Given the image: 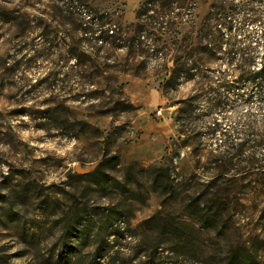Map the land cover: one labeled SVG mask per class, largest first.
<instances>
[{
  "label": "rangeland",
  "instance_id": "1",
  "mask_svg": "<svg viewBox=\"0 0 264 264\" xmlns=\"http://www.w3.org/2000/svg\"><path fill=\"white\" fill-rule=\"evenodd\" d=\"M213 3L231 1L0 0V264H112L114 242L120 264H228L230 246L264 264V104L228 57L193 49Z\"/></svg>",
  "mask_w": 264,
  "mask_h": 264
},
{
  "label": "trees",
  "instance_id": "2",
  "mask_svg": "<svg viewBox=\"0 0 264 264\" xmlns=\"http://www.w3.org/2000/svg\"><path fill=\"white\" fill-rule=\"evenodd\" d=\"M231 4L221 12L222 7L219 4L213 3L210 6V9L206 16L204 17L203 24L200 29V34L197 42H194L193 49L203 50L205 53L209 54V59H217L216 56L218 53H221L223 56L228 57L231 62L228 70L232 65L235 66V69L239 71V80L243 83H246L250 86L251 90L257 96L259 102L264 104V58L261 65L257 63V52L254 46L256 36L254 29L258 24L264 25V8L260 10L255 7V5L261 4H250L246 0H230ZM257 3H262L263 0H255ZM262 6V5H261ZM222 15V19H218V16ZM219 21V24L213 23ZM253 26V27H252ZM252 28V29H250ZM264 28V27H263ZM261 38H264V29L261 34ZM200 39V42H199ZM202 39H204L205 44ZM258 45L256 44V47ZM183 56L178 58V63L182 66L181 70L188 69V65H185L183 62ZM180 70V71H181ZM174 72V76L167 81V84H170L173 79L178 78L179 74ZM225 85H229V82H225ZM218 107H220L218 105ZM183 117L181 111L177 114L176 123L179 127V131L183 134L182 122ZM86 126V124H80ZM87 127V126H86ZM218 128L213 130L214 133ZM245 143L241 144V147H244ZM109 153H106V161L103 162V165L108 167L115 168L120 165V158L113 157L108 160ZM133 168H129L128 173L133 172ZM149 174L152 182V189L155 193L167 196L175 194V197H179V184L177 180L173 178L172 170L170 168H151ZM109 175L105 177V184L109 185L111 182ZM126 187V186H125ZM192 197V196H189ZM199 199H194L191 205L200 207ZM112 216L115 213V217L111 219L112 224L116 223L120 218V212L116 207L112 211ZM199 217L201 223L205 225V228L208 230L216 231V226L214 224L215 217L214 215L201 214V212H191ZM80 233V232H79ZM75 232L69 233V238H73ZM83 235L87 234L85 230L82 232ZM81 233V234H82ZM110 236H117L115 232L109 233ZM108 234V235H109ZM114 242L111 246H108V249L99 250L100 259L110 258L112 264H120L115 259V245ZM226 260L228 264H255L257 259V252H253L247 247H234L230 246V249L226 253ZM116 261V262H115Z\"/></svg>",
  "mask_w": 264,
  "mask_h": 264
},
{
  "label": "water",
  "instance_id": "3",
  "mask_svg": "<svg viewBox=\"0 0 264 264\" xmlns=\"http://www.w3.org/2000/svg\"><path fill=\"white\" fill-rule=\"evenodd\" d=\"M201 2L203 3L204 7H209L211 0H201ZM75 171L79 175H87V174L91 173L93 171V169L92 170H85L81 166H78Z\"/></svg>",
  "mask_w": 264,
  "mask_h": 264
}]
</instances>
